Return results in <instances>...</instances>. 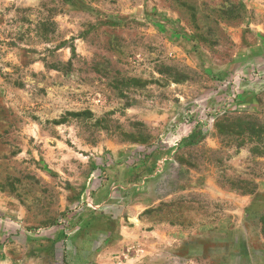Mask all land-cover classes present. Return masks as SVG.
Returning a JSON list of instances; mask_svg holds the SVG:
<instances>
[{
	"label": "rangeland",
	"instance_id": "374dc122",
	"mask_svg": "<svg viewBox=\"0 0 264 264\" xmlns=\"http://www.w3.org/2000/svg\"><path fill=\"white\" fill-rule=\"evenodd\" d=\"M237 119L264 0H0V264H264Z\"/></svg>",
	"mask_w": 264,
	"mask_h": 264
},
{
	"label": "trees",
	"instance_id": "16d2710c",
	"mask_svg": "<svg viewBox=\"0 0 264 264\" xmlns=\"http://www.w3.org/2000/svg\"><path fill=\"white\" fill-rule=\"evenodd\" d=\"M218 129L223 133L224 131H230L231 134L236 136L247 135L251 139L260 140L261 136L264 135V127L257 126L255 124L242 123L238 119L234 122L229 123H217Z\"/></svg>",
	"mask_w": 264,
	"mask_h": 264
},
{
	"label": "crops",
	"instance_id": "0c3cea01",
	"mask_svg": "<svg viewBox=\"0 0 264 264\" xmlns=\"http://www.w3.org/2000/svg\"><path fill=\"white\" fill-rule=\"evenodd\" d=\"M144 263V262H143ZM114 264V263H113Z\"/></svg>",
	"mask_w": 264,
	"mask_h": 264
}]
</instances>
